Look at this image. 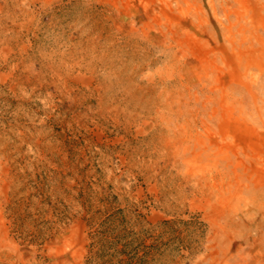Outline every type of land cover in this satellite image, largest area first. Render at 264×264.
<instances>
[{
	"label": "rangeland",
	"instance_id": "374dc122",
	"mask_svg": "<svg viewBox=\"0 0 264 264\" xmlns=\"http://www.w3.org/2000/svg\"><path fill=\"white\" fill-rule=\"evenodd\" d=\"M112 233L264 264V0H0V264Z\"/></svg>",
	"mask_w": 264,
	"mask_h": 264
},
{
	"label": "trees",
	"instance_id": "16d2710c",
	"mask_svg": "<svg viewBox=\"0 0 264 264\" xmlns=\"http://www.w3.org/2000/svg\"><path fill=\"white\" fill-rule=\"evenodd\" d=\"M117 213V215H119ZM117 217V216H115ZM118 220V218H113ZM193 221V222H192ZM115 223V221H114ZM119 223V221H117ZM172 222H165L164 227L168 230L172 228ZM182 225L186 226V229H193L195 232H201L202 223L197 222V220L192 219L191 221L181 222ZM119 227L117 224L116 229ZM101 235V234H100ZM41 236V235H40ZM102 236V235H101ZM125 235L123 233H112L111 239L109 241H102L103 239H98L94 241L93 245H96L95 251L91 252L89 256V263L93 264H151V260L146 250H141V248L135 247V241L126 242ZM38 239V238H37ZM29 240V243H34L33 239H24ZM41 242L47 240L45 236H41ZM121 245V247H119ZM134 248V249H133ZM94 249V248H93Z\"/></svg>",
	"mask_w": 264,
	"mask_h": 264
}]
</instances>
